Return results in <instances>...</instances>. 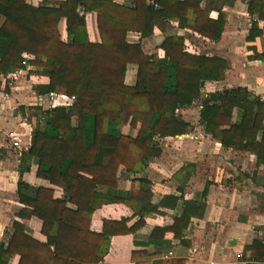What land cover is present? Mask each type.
Segmentation results:
<instances>
[{
  "label": "trees",
  "instance_id": "trees-1",
  "mask_svg": "<svg viewBox=\"0 0 264 264\" xmlns=\"http://www.w3.org/2000/svg\"><path fill=\"white\" fill-rule=\"evenodd\" d=\"M43 2L36 7L28 0H0V81L32 66L30 74L49 80L34 87L37 95L75 97L68 105L28 109V121L35 118L36 124L31 144L21 154V174L35 162L37 177L60 188L65 197L56 199L54 188L18 183V198L26 207L20 215L40 219L47 241L35 240L15 223L10 241L0 244V264H8L13 255L20 257L19 264H106L113 237L135 235L146 215L161 213L152 203L146 171L162 155L161 140L192 131L180 112L198 101L199 125L206 135L226 150L253 154L258 165L264 163V100L244 87L204 96L208 83L225 80L227 60L189 53L183 35L165 37L159 46L163 57L147 53L142 42L127 40L130 32L140 34L141 41L152 38L155 30L167 34L168 25L177 23L180 30L219 42L223 9L234 0ZM75 5L79 11L71 13ZM213 11L218 12L216 20L210 17ZM89 13L97 16L100 43L88 39ZM248 14L252 26L247 40L254 41L264 33V25L259 27L264 24V0H248ZM62 19L68 22L66 41L59 28ZM124 126L139 129L138 135L123 134ZM123 174L131 182L127 196L117 193ZM168 199L175 208L178 198ZM113 204L127 206L139 220L131 227L128 220H106L101 233L93 232L94 213ZM192 212L202 216L204 206L187 202L174 227L155 228L143 244L154 250L133 252L132 264H163L164 235L175 230L180 238L179 228ZM250 258L264 261V256Z\"/></svg>",
  "mask_w": 264,
  "mask_h": 264
},
{
  "label": "crops",
  "instance_id": "crops-1",
  "mask_svg": "<svg viewBox=\"0 0 264 264\" xmlns=\"http://www.w3.org/2000/svg\"><path fill=\"white\" fill-rule=\"evenodd\" d=\"M49 1L53 6L52 3L58 0ZM28 3L38 7L44 2L28 0ZM73 9L71 13L78 10L77 5ZM223 13L225 25L219 42L202 38L190 30H180L177 23L168 25L167 34L155 30L152 38L141 41L140 34L130 32L127 40L134 44L142 42L147 53L163 57L164 52L159 46L165 37L183 35L189 53L217 55L230 64L225 80L208 83L204 96L223 89L244 87L264 100V33L254 41L247 40L252 26L248 0H234L232 5L224 7ZM210 17L216 20L218 12L213 11ZM254 19L257 20V17ZM86 22L89 41L100 43L96 14H87ZM263 25L259 23L260 28ZM67 26V19H62L59 28L64 41L67 40ZM197 41L204 42L208 50L203 51ZM31 70L33 67L28 66L26 70L10 74L0 81V244L10 241L15 233V223L24 225V233L35 240L47 241L42 234L40 219L20 215L26 208L18 198L20 181L33 187L54 188L56 199L65 197L60 188L37 177L38 166L35 162L28 172H20L21 154L30 146L36 124L35 118L28 121V109L41 106L47 110L53 102L52 96L37 95L34 87L47 84L49 80L30 74ZM136 73L137 67H134L130 76L132 83L135 82ZM7 83L9 91H5ZM201 104L202 101H198L192 108L180 112L183 119L195 127L194 131L161 140L162 155L150 162L147 168L146 175L152 183V203L160 206L161 213L146 215L144 225L135 235L113 237L105 258L106 264H132L134 251L154 250L149 245H143L149 242L153 230L157 227H174L176 217L182 215L186 203L191 201L203 205L204 212L202 216L193 212L187 216L178 231L180 238L175 236V230L167 231L162 239L165 242L161 251L163 264H264V261L250 258L264 256V163L258 165L253 154L226 150L210 135H206L199 125ZM195 113L198 119L191 122L190 116ZM73 124L79 125V119L74 118ZM120 130L132 137L139 132V129L129 126ZM11 134L19 137L20 149L13 146ZM232 158L241 159L240 169L234 170L229 161ZM188 165L191 167L185 168ZM230 167L235 172H228ZM130 187L129 177L123 174L118 181L117 193L127 196ZM206 189L207 196L204 197ZM169 197L178 198L175 208L174 200ZM106 220H128L131 227L139 218L134 217L133 211L123 204L106 205L94 213L91 230L101 233ZM243 254L244 261L241 258ZM19 260L18 255H13L8 264H19Z\"/></svg>",
  "mask_w": 264,
  "mask_h": 264
},
{
  "label": "built area",
  "instance_id": "built-area-1",
  "mask_svg": "<svg viewBox=\"0 0 264 264\" xmlns=\"http://www.w3.org/2000/svg\"><path fill=\"white\" fill-rule=\"evenodd\" d=\"M51 96H52L53 102H52L50 108H54V107L61 106V105H68V104L76 101L75 97L67 98L63 95H51ZM10 139H11L14 147L19 148V149L21 148L20 140H19V137L17 135L11 134ZM212 264H214V263H212Z\"/></svg>",
  "mask_w": 264,
  "mask_h": 264
},
{
  "label": "rangeland",
  "instance_id": "rangeland-1",
  "mask_svg": "<svg viewBox=\"0 0 264 264\" xmlns=\"http://www.w3.org/2000/svg\"><path fill=\"white\" fill-rule=\"evenodd\" d=\"M192 41L195 42V39L193 38ZM201 41H202V40H201ZM201 41H199V42L197 41L196 43H198V44L202 47L203 51L206 52V51L208 50V49H207L208 46L205 45L204 42H201ZM151 51H153V50H151ZM151 51H150V52H151ZM195 108H196V107H195ZM196 109H197V108H196ZM190 118L192 119L191 122H196L197 119H198V116H197V114L195 113L194 115L191 114ZM194 128H195V127H193V129H192V131H191L190 133H192V132L194 131ZM190 133H189V134H190ZM186 135H187V134H186ZM230 160H231V163H232V166H233L234 170H235V169H238V167H239V169L241 168V165H239V164H240V160H241L240 158H239V159L232 158V159H229V161H230ZM230 168H231V169H228V170H227L228 172H229V171H231L232 173L235 172V171L232 170V167H230ZM238 172H239V171H237V173H238ZM237 173H236V174H237ZM234 174H235V173H234ZM234 174H233V175H234Z\"/></svg>",
  "mask_w": 264,
  "mask_h": 264
}]
</instances>
